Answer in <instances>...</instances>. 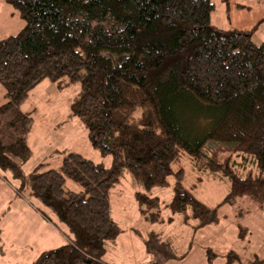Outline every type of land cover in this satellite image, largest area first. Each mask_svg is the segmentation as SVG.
Instances as JSON below:
<instances>
[{
	"label": "trees",
	"instance_id": "trees-1",
	"mask_svg": "<svg viewBox=\"0 0 264 264\" xmlns=\"http://www.w3.org/2000/svg\"><path fill=\"white\" fill-rule=\"evenodd\" d=\"M4 1L25 24L0 40L7 98L0 112L19 107L45 79L59 89L79 83L70 116L84 125L93 147L112 157L104 168L69 152L59 169L41 170L42 164L26 175L21 166L31 156L33 118L17 110L8 121L12 134L10 141L0 137V169L68 229L66 244L42 251L32 264H107L105 245L120 232L109 191L124 172L148 193L173 176L171 210L189 219L190 209L199 227L217 222V209L182 184V154L198 161L206 141L231 144L241 168L251 163L248 172L208 163L230 180L221 204L241 196L264 203V40L214 27L212 0ZM68 179L80 189L66 190ZM146 192L136 193L138 204H158ZM235 258L229 253L226 264Z\"/></svg>",
	"mask_w": 264,
	"mask_h": 264
},
{
	"label": "rangeland",
	"instance_id": "rangeland-1",
	"mask_svg": "<svg viewBox=\"0 0 264 264\" xmlns=\"http://www.w3.org/2000/svg\"><path fill=\"white\" fill-rule=\"evenodd\" d=\"M212 3L214 10L210 21L214 27L224 31H249L255 42L264 40V0H212ZM24 24L18 12L0 0V40L16 35ZM79 89V83L59 89L48 79L40 82L19 107L0 112L2 141L11 140L12 129L8 121L19 110L33 118L34 134L39 139L45 129L61 122L62 126L54 130L49 140L52 146L59 148L46 156L51 168L59 169L62 159L69 152L78 153L104 168L111 167V155L93 147L84 125L70 116V105ZM6 101L5 90L0 84V106ZM45 134L48 140L50 133ZM202 152L198 161L186 152L182 154V184L204 205L217 209L218 221L199 227V221L190 216V209L187 210L189 219L183 213H174L169 206L174 195L173 176L168 178V186L154 187L148 193L135 186L130 174L124 172L109 191L111 217L120 232L106 243L101 257L104 262L226 264L228 254L232 253L236 258L229 264H248L255 258L263 260L264 264V203L241 196L221 204L229 193L230 180L221 172L213 173L206 168L211 161L222 166L228 162L233 169L248 172L251 163L246 162L245 167L241 168V158L228 143L206 141ZM40 155L22 165L24 174L29 175L42 161ZM20 184V179L0 169V264H32L42 251L57 248L68 241L66 225L57 220L28 186L20 188ZM65 188L78 191L80 186L68 179ZM140 191L157 197L158 204L139 205L135 195ZM41 211L48 215L50 213L57 225L51 226L54 235L51 234L52 237L46 240L44 235L49 234L40 223ZM208 255H212L211 260Z\"/></svg>",
	"mask_w": 264,
	"mask_h": 264
},
{
	"label": "crops",
	"instance_id": "crops-1",
	"mask_svg": "<svg viewBox=\"0 0 264 264\" xmlns=\"http://www.w3.org/2000/svg\"><path fill=\"white\" fill-rule=\"evenodd\" d=\"M260 42H262V41H260ZM67 118H68V115H67ZM60 126H62L61 122L60 123H56L55 125H53L49 129H45L44 134H42V136H41V138H43V139H41V138L39 139L34 134L33 121H32L31 129H30V131H29V133L27 135V145L29 146V148L31 150V156H30L29 160L25 164L29 163L32 159H35V156L37 154H39V153L41 154L40 156H42V157H40L42 161L37 163V165L30 172H32L35 168L39 167L42 164H44V166H42L41 170H46V169H50L51 168L49 160H48L49 158H47L46 156L49 154V152H51V154H53L54 152H57L59 148L57 147V145L52 146V143H50L49 140H51V138H52V136L54 134V130L56 131V128H59ZM61 130H63V129L61 128ZM46 132L50 133L49 137H48V140L46 139V136H45ZM48 143L50 144L49 146H48ZM53 169H55V168H53ZM7 173H8V175L10 174L9 172H7ZM49 216H50V213H49ZM50 217H52V215ZM39 219H40V223L43 224L46 227L45 231H46V229L48 230L47 232H48L49 235H46V233H45L44 239L46 240L47 238L52 237V235H54V233H53V230H52L51 226L54 225L52 223L53 221L55 222L54 218H52L53 221L51 222L50 220H48L47 218H45L41 214Z\"/></svg>",
	"mask_w": 264,
	"mask_h": 264
}]
</instances>
